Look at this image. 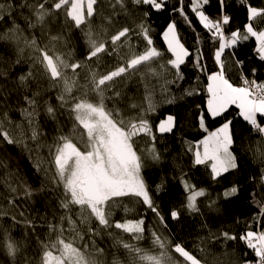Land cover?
<instances>
[{
    "label": "snow or ice",
    "instance_id": "snow-or-ice-1",
    "mask_svg": "<svg viewBox=\"0 0 264 264\" xmlns=\"http://www.w3.org/2000/svg\"><path fill=\"white\" fill-rule=\"evenodd\" d=\"M217 2V19L204 10L210 0H190L188 6L218 45L212 57L217 70L212 72L207 71L202 63L203 53L197 50L195 64L207 74L206 105L198 116L199 128L206 135L197 142L194 151L188 149L193 152L194 166L209 168L214 182L238 170L240 164L233 149L232 121L225 120L210 130L206 120L223 117L235 106L251 130L264 137V82L250 80L241 72V85L234 84L227 75L225 59L226 49L254 37L255 51L264 61V30H258L253 23L264 18V8L240 0L249 22L243 31L237 28L226 35L231 20L226 11L227 0ZM166 7L167 0H108L106 6L102 0H0V22L7 25L0 31V42L11 46L15 54L12 61L15 70L0 67V80L14 78L12 90L6 84L0 86V141L29 151L47 148L49 167L37 165V171L44 173L50 191L60 192L58 208L47 224L49 239L39 241V264H209L206 255L200 258L183 243L165 238L155 230L151 232V247H141L147 232L144 218H116L117 208L125 213L131 211L122 202L134 199L147 206L167 228L142 175L144 156L138 143L140 138L148 137L151 143L148 155L154 161L161 159L155 147L156 133H171L176 117L168 115L154 129L148 118L157 108L153 80L163 79L165 91L169 84L180 87L179 82L185 79L181 66L192 55L181 42L175 21L163 32L170 57L165 59V53L155 46L147 19ZM173 11L191 24L184 0H179ZM69 25L82 34L85 47L82 59L75 57L67 32L56 30ZM134 37L142 40V50L138 43H133ZM104 57L116 61L110 70H103ZM234 63L242 65L243 61ZM251 72L254 75L256 69ZM134 76L143 84L144 96L140 104H127L128 111L134 113L129 115L124 103L128 98L120 85ZM184 91L189 96L195 94L193 90ZM13 106L20 114L19 121L12 119L9 110ZM64 116L67 125L61 121ZM46 121L53 122L56 132L49 143H45L49 140L44 131ZM259 162L264 165V150L259 152ZM0 165L6 167L3 161ZM185 176L180 178L185 193L181 208L199 213L200 199L208 198L209 194ZM2 179L12 194L18 196L23 192L29 198L35 194L22 178L12 173ZM260 181L264 187V167ZM164 184L162 180L156 190L163 191ZM239 191L235 184L225 187L208 207L219 212V201L228 202ZM7 203L17 207L15 198H8ZM181 208L169 210L172 220L181 219ZM8 215L0 212V217ZM260 215L264 216V203L260 205ZM11 220L19 223L15 216ZM24 223L35 231L31 219ZM120 233L127 234L128 239ZM105 237L111 240L107 248L99 243ZM221 237L225 241L240 239L254 253V259L244 260L243 264H264V230H247L239 237L224 231L214 239ZM199 251L204 253L205 249L201 247ZM0 257L5 258V264H36L28 255L25 241L17 239L4 226H0Z\"/></svg>",
    "mask_w": 264,
    "mask_h": 264
},
{
    "label": "trees",
    "instance_id": "trees-1",
    "mask_svg": "<svg viewBox=\"0 0 264 264\" xmlns=\"http://www.w3.org/2000/svg\"><path fill=\"white\" fill-rule=\"evenodd\" d=\"M108 0H102V5L106 6ZM252 6L264 8V0H249ZM185 10L191 21L189 24L173 9L179 6V0H167V7L163 11L153 12L147 19L151 29V37L155 46L165 53V59L170 57L167 52V45L163 39V32L170 22L175 21L177 32L189 49L190 55L185 65H182V72L185 76L180 81V87L176 85H167V91L164 90L163 79L153 80L155 90L153 94L154 102L157 105L156 111L148 114L150 122L154 129L161 120L167 115L176 117V126L171 133H156L157 140L155 147L160 153L161 159L154 161L148 155L147 149L151 147L148 137L140 138L139 148L144 156V166L142 175L151 190L154 203L159 207L160 212L165 217V223L161 224L155 214L136 200L122 202L131 209L125 213L122 208L116 209L117 219H139L144 218L147 227L145 240L140 242L141 247H151V232L157 231L165 238L170 237L173 241L183 243L189 250L200 258L206 255L209 264H235L239 261L243 264L244 260H253L254 253L246 247L244 241L240 239L225 241L218 237L221 232L227 231L230 234L239 237L247 230L264 228V216L260 215V205L264 203V187L261 185V168L264 167L259 162V152L264 150V137H261L255 130L238 115V109L232 106L223 117L216 120H206V125L210 130H214L222 125L225 120L232 121L235 144L233 149L239 157L240 168L228 174H225L218 182H214L210 175V169L204 165L194 166L193 152L195 146L206 133L199 128L198 116L205 109L207 92V74L200 71L196 66L195 60L197 50L203 53L202 63L207 66V71L217 70L213 60V52L217 45L211 39V33L204 29L199 23L198 18L189 9L190 0H184ZM134 8V6H131ZM207 15L213 19L219 18V5L217 0H210V3L204 8ZM227 14L230 16V24L226 26V35H230L232 30L237 28L243 31L244 25L249 21L247 19L246 7L240 3V0H227ZM119 19V18H118ZM23 24V21H19ZM138 22V21H137ZM258 30L264 29V18L253 21ZM7 25L0 22V31H3ZM120 25H117L119 27ZM57 31L63 30L71 38V45L75 49L74 55L77 59H82V53L85 51L83 39L79 30L70 25L66 28L58 27ZM199 37V40L197 39ZM133 43H138L140 50L143 49V42L138 38H133ZM256 41L252 37L247 41H241L230 49L225 50V59L228 66L227 75L231 82L240 85V75L243 72L246 76L256 80L264 79V61L259 59L256 51ZM15 54L11 46L0 42V67L6 66L9 70H15L12 61ZM236 60L243 61L242 65H236ZM7 62L6 65L4 62ZM114 58L104 57L102 64L103 70H110L115 65ZM255 68L253 75L251 69ZM168 79H171L169 76ZM9 90L13 89L14 78H9L6 82L0 80V86ZM121 91L126 93L125 103L126 114L134 115L127 109V104L135 102L140 104L143 101L144 87L139 78L134 76L131 79L121 82ZM193 90L195 94L189 96L184 90ZM172 100L171 103L168 101ZM146 107V102H144ZM12 119L19 121L20 114L13 106L10 110ZM61 121L67 125V117H61ZM55 125L51 121L44 122V131L48 133L49 143L51 137L56 135ZM66 130V129H65ZM29 147H31V142ZM50 157L47 148L40 151H29L20 145H7L0 141V212H7V217H0V226L10 228L13 235L20 240L25 241L28 249V255L32 257L36 264H39L40 240L49 239L47 224L52 221L53 213L58 208L59 191H50V185L44 177L42 171H37V165L47 169L49 167ZM12 173L27 183L34 190L32 197H25L23 192L18 196L8 191L3 183V177ZM186 174L185 178L195 184L197 188H205L209 194L208 198H201L199 201L200 212L189 213L181 208L185 200V193L180 183V178ZM165 181L163 191L158 192L156 186ZM235 184L240 191L238 196L230 201H219L220 211H214L208 207L211 200H215L218 194L230 185ZM40 189H43L42 191ZM8 198H15L17 207H12L7 203ZM172 208H181V219L172 220L169 216V210ZM24 215L21 216L20 213ZM11 216L16 217L15 223ZM31 219L35 224V231L29 228L24 222ZM124 239H128L127 234L120 233ZM54 238V237H53ZM79 243V242H78ZM102 247L107 248L111 240L105 237L99 242ZM205 252L201 253L200 248ZM247 253V255H245ZM0 264H5V258L0 257Z\"/></svg>",
    "mask_w": 264,
    "mask_h": 264
},
{
    "label": "built area",
    "instance_id": "built-area-1",
    "mask_svg": "<svg viewBox=\"0 0 264 264\" xmlns=\"http://www.w3.org/2000/svg\"><path fill=\"white\" fill-rule=\"evenodd\" d=\"M244 74V73H243ZM245 75V74H244ZM241 76V75H240ZM246 76V75H245ZM248 79H250V80H252V79H254V78H252V77H249V76H246ZM256 80V79H255ZM240 81H241V79H240ZM257 82H264V79H258L257 80ZM241 83H242V81H241ZM241 83H240V85H241ZM261 230H264V228H256V231H261Z\"/></svg>",
    "mask_w": 264,
    "mask_h": 264
},
{
    "label": "rangeland",
    "instance_id": "rangeland-1",
    "mask_svg": "<svg viewBox=\"0 0 264 264\" xmlns=\"http://www.w3.org/2000/svg\"><path fill=\"white\" fill-rule=\"evenodd\" d=\"M166 29H167V28H166ZM166 29H165V30H166ZM163 39H164V38H163ZM167 116H168V115H167ZM167 116H166V117H167ZM166 117H165V118H166ZM220 126H221V125H220ZM218 127H219V126H218ZM218 127H217V128H218Z\"/></svg>",
    "mask_w": 264,
    "mask_h": 264
},
{
    "label": "crops",
    "instance_id": "crops-1",
    "mask_svg": "<svg viewBox=\"0 0 264 264\" xmlns=\"http://www.w3.org/2000/svg\"><path fill=\"white\" fill-rule=\"evenodd\" d=\"M263 30H264V29H263ZM236 85H237V84H236ZM238 111H239V110H238ZM164 119H165V118H164ZM164 119H163V120H164Z\"/></svg>",
    "mask_w": 264,
    "mask_h": 264
}]
</instances>
